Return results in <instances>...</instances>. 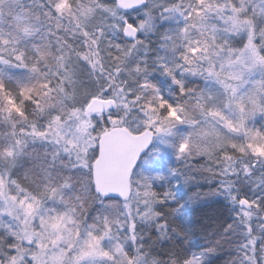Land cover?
I'll use <instances>...</instances> for the list:
<instances>
[{
    "label": "snow or ice",
    "instance_id": "1",
    "mask_svg": "<svg viewBox=\"0 0 264 264\" xmlns=\"http://www.w3.org/2000/svg\"><path fill=\"white\" fill-rule=\"evenodd\" d=\"M0 264H264V0H0Z\"/></svg>",
    "mask_w": 264,
    "mask_h": 264
}]
</instances>
